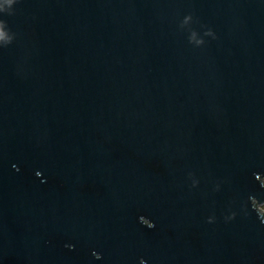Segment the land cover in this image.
I'll use <instances>...</instances> for the list:
<instances>
[{
    "label": "water",
    "instance_id": "95a60500",
    "mask_svg": "<svg viewBox=\"0 0 264 264\" xmlns=\"http://www.w3.org/2000/svg\"><path fill=\"white\" fill-rule=\"evenodd\" d=\"M264 0H0V264H264Z\"/></svg>",
    "mask_w": 264,
    "mask_h": 264
},
{
    "label": "rangeland",
    "instance_id": "374dc122",
    "mask_svg": "<svg viewBox=\"0 0 264 264\" xmlns=\"http://www.w3.org/2000/svg\"><path fill=\"white\" fill-rule=\"evenodd\" d=\"M257 209H259L264 214V203L262 205H258Z\"/></svg>",
    "mask_w": 264,
    "mask_h": 264
},
{
    "label": "flooded vegetation",
    "instance_id": "af4514ba",
    "mask_svg": "<svg viewBox=\"0 0 264 264\" xmlns=\"http://www.w3.org/2000/svg\"><path fill=\"white\" fill-rule=\"evenodd\" d=\"M263 213V212H262Z\"/></svg>",
    "mask_w": 264,
    "mask_h": 264
}]
</instances>
